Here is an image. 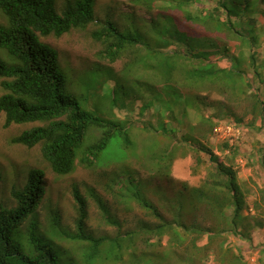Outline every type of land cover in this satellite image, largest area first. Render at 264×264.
I'll list each match as a JSON object with an SVG mask.
<instances>
[{"label":"rangeland","instance_id":"obj_1","mask_svg":"<svg viewBox=\"0 0 264 264\" xmlns=\"http://www.w3.org/2000/svg\"><path fill=\"white\" fill-rule=\"evenodd\" d=\"M66 1L56 0L58 12ZM177 1L95 0L93 23L83 28H72L58 37L40 36L43 42L56 49L59 65L68 79V88L80 98L81 105L105 118L124 121L135 143L127 147L122 137L114 144L110 141L104 158L119 159L126 153L127 157L109 165L96 161L90 166L86 165L81 160L85 151L81 150L73 170L59 175L43 159L40 144L29 148L11 142L13 137L38 123L5 127L4 115L1 114L0 202L4 206L17 204L12 190L22 189L28 171L40 168L44 171L42 183L45 193L36 210V220L39 229L46 233H50L53 218L58 219L60 228L76 231L79 212L73 196L74 187L86 200L87 215L83 219V228L93 237L126 235L127 232L136 231L141 222L157 221L133 199L134 193L149 199L168 220H173L179 212L178 218L182 222L196 221L214 227L222 224V219L216 212L194 200L185 186L204 184L214 166L210 161V152H215L213 154L219 161L233 164L241 188L247 191V210L250 216L257 214V206L253 202L259 198L257 190H264V168L261 165L264 122L259 115H251L253 99L231 90L227 79L187 82L189 69L203 65L205 61L191 57V46L184 35L208 36L219 41L221 38L213 30L187 20L184 10L191 15L212 14L222 20L230 18L235 28L244 33L250 46H240L239 40L232 38L227 41L228 53L210 54L209 61L215 68L228 69L231 67L230 56L235 55L241 47L245 55L243 68L247 80L252 84L249 92H255L262 99L264 116V4L262 0H254L253 11L242 12L239 17H227L221 8L215 10L218 0H192L183 9H179ZM105 20L114 22L121 31L138 32L147 44L127 47L117 60L109 61L104 55L105 43L92 36ZM4 22L5 18L0 14V23ZM159 31L163 33L164 44L157 37ZM250 36H255L256 40L252 42ZM251 52L254 53V64L259 72L254 77L249 67ZM172 55L180 60V66L167 79L164 63ZM171 86L181 95L196 94L203 98L206 104L202 110L206 115H213V123L216 120L222 121L221 124L231 121L234 124L231 126L238 129L235 138L230 136L232 143L226 137L213 135L210 129L204 140L207 150L196 151L192 137L186 134L190 132L194 138L200 137L190 129V125L199 122L200 116L193 110L182 114V101L173 106L174 117L171 116V107L166 108L164 103L170 101L164 98ZM2 93L0 85V95ZM162 126L175 131L165 133L160 130ZM100 134L96 128L89 130L85 145L96 141ZM228 148V153L222 152ZM232 209V206L225 208L227 218L232 214ZM181 233L186 240L178 247L170 245L168 234L158 241L150 239L149 245L145 243L144 234L135 235L134 244L124 242L117 251L120 259L105 255L108 244H103L92 264H132V260H147L149 264H190L191 261L195 264H264V225L251 230L250 241L226 232L222 236L213 235L211 242L206 244L210 239L202 235L196 242L200 246L197 255L191 254L189 248L191 235H186L182 230ZM53 240L78 264L86 262L83 252L87 242L71 241L61 234H57ZM224 248H228L229 252ZM133 254L135 258H132ZM234 254L240 256L243 263H238L233 258Z\"/></svg>","mask_w":264,"mask_h":264},{"label":"trees","instance_id":"obj_2","mask_svg":"<svg viewBox=\"0 0 264 264\" xmlns=\"http://www.w3.org/2000/svg\"><path fill=\"white\" fill-rule=\"evenodd\" d=\"M144 1L151 3L154 0ZM190 1L192 0H178L177 6L183 9V6ZM262 2L264 4V0ZM217 3L218 5L214 7L216 11L221 8L227 17H239L242 12L253 11L255 1L218 0ZM184 13L187 20L213 30L219 35L218 38H221L219 41L208 36L200 37L183 33L184 39L191 46V57L205 61L203 65L189 69L190 73L187 71V82L227 79V85L231 90L253 99L251 115L252 117L259 115L264 122L263 101L255 92H249L252 84L247 80L243 68L245 55L242 48L239 47L237 53L230 56L231 67L228 69L215 68L209 61L210 54L228 53L227 41L232 38L238 39L240 46H250L244 33L235 28L230 18L222 20L212 14L191 15L187 10H184ZM0 14L5 18V22L0 23V78L2 79L0 85L3 89L0 95V114H4L3 125L8 127L11 124L38 123L13 137L11 142L29 148L40 144L43 159L50 169L59 175L68 174L73 170L81 150L85 151L81 160L88 166L94 161L102 165L123 161L127 153L119 159L104 158L103 155L107 153L110 141L114 144L119 137L123 138L127 147L135 143L130 137L129 126L124 121L105 118L97 111L82 106L80 98L68 88V79L58 63L56 49L40 39V36L48 35L58 37L72 28H83L93 23L95 0H67L60 12L56 9V0H0ZM158 33V39L164 44L163 33L160 31ZM92 36L105 43L104 55L111 62L117 60L127 47L147 44L141 34L121 31L111 20H105ZM250 37L252 42L256 40L255 36ZM175 57L172 55L171 59L164 63L167 79L171 77L172 71L180 66V60ZM249 57L251 59L249 67L254 77L259 75L254 64V53L251 52ZM165 94L167 97L164 100L170 101L164 103L166 108L171 107L172 110H169L171 116L174 117L173 106L178 101H182L183 104L182 114H187L189 110L199 114V122L190 125V129L200 137L194 138L193 133L190 132H187L186 136L192 137L190 139L195 144L196 151L207 150L204 145L205 134L213 128L215 122L212 121L213 115H206L202 110L206 104L204 99L196 94L181 95L173 89V86ZM229 122L230 125H234ZM205 126L207 127L204 128ZM92 128L100 130L101 134L96 141L85 145L87 134ZM160 130L165 133L175 131L163 126ZM213 153L210 152L209 156L214 166L208 172L204 184L199 186L186 184L185 187L194 200L208 207L213 213L216 212L222 219V224L212 227L196 221L185 223L178 218L179 212L175 214L173 220H168L149 199L134 193L133 199L157 221L141 222L136 231L127 232L126 235L118 234L115 237H93L85 232L83 219L87 215V203L77 187L73 188V196L79 212L76 231L70 232L60 228L57 218H53L54 222L50 224V233L41 231L36 220V210L45 193L42 183L44 171L40 168L30 169L22 189L12 190V196L17 204L6 207L0 202V264H78L75 259L68 256L67 251L62 250L54 242L53 239L57 234L71 241L87 242L83 252V259L86 262L82 264L94 263L103 244H108L105 255L120 259L121 256L117 251L122 248L123 243L134 244L136 236L142 234L145 235L144 240L147 245L150 244V239L155 238L158 241L168 234L170 245L178 247L186 240V236L181 233L182 230L186 235H191L189 248L191 254L195 255L200 250L196 242L202 235L210 239L206 244L211 242L213 235L222 236L226 232L250 241L251 230L256 226L264 225V190L262 188L257 190L259 198L253 202L254 206H257L255 210L257 214L250 216L245 202L247 191L241 188L236 169L232 163L219 161ZM261 165L264 168V151ZM227 206L233 207L232 214L228 218L225 212ZM224 250L229 252L228 248ZM132 258H135L134 254ZM233 258L238 263H243L237 254H234ZM142 262L149 264L147 260H132V264ZM190 264L195 262L191 261Z\"/></svg>","mask_w":264,"mask_h":264},{"label":"built area","instance_id":"obj_3","mask_svg":"<svg viewBox=\"0 0 264 264\" xmlns=\"http://www.w3.org/2000/svg\"><path fill=\"white\" fill-rule=\"evenodd\" d=\"M235 131L236 130L228 123H225L224 125H219L214 128V133L216 135L222 136L223 138L226 136H232L233 134H235Z\"/></svg>","mask_w":264,"mask_h":264},{"label":"clouds","instance_id":"obj_4","mask_svg":"<svg viewBox=\"0 0 264 264\" xmlns=\"http://www.w3.org/2000/svg\"><path fill=\"white\" fill-rule=\"evenodd\" d=\"M41 41H42V40H41ZM54 49H55V48H54ZM57 54H58V53H57ZM58 63H59V62H58ZM63 72H64V71H63ZM65 75H66V74H65ZM1 114H3V113H1ZM1 114H0V115H1ZM3 115H4V114H3ZM221 123H223V122H222V121H219V120H216V121H215L214 126H213V128L211 129V130H212L211 132H212L213 135H216V134L214 133V128H215V127H217V126H219V125H224L225 123H228V124H229L230 122H225L224 124H221ZM235 130L238 131V129H235ZM235 136H236V134H233L231 137H234V138H235ZM219 138H223V137H219ZM226 139H227L228 142L232 143L230 136H226ZM228 151H229V148H228V149H224L222 152H223V153H228Z\"/></svg>","mask_w":264,"mask_h":264}]
</instances>
